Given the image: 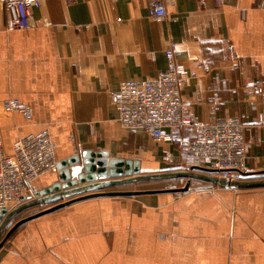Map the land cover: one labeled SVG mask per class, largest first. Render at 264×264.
Returning a JSON list of instances; mask_svg holds the SVG:
<instances>
[{"label": "crops", "instance_id": "crops-1", "mask_svg": "<svg viewBox=\"0 0 264 264\" xmlns=\"http://www.w3.org/2000/svg\"><path fill=\"white\" fill-rule=\"evenodd\" d=\"M152 1L42 0L18 29L0 0V147L9 154L15 140L46 128L58 161L90 150L139 161L141 171L178 164L179 142L122 126L111 100L122 81L157 77L174 47L177 62L196 71L180 82L190 113L200 122L239 116L247 163L264 162L251 91L264 83V0H166L160 21ZM6 98L30 105L32 119L6 112ZM58 180L55 169L35 186ZM190 189L74 202L26 222L0 249V264H264V192Z\"/></svg>", "mask_w": 264, "mask_h": 264}, {"label": "built area", "instance_id": "built-area-1", "mask_svg": "<svg viewBox=\"0 0 264 264\" xmlns=\"http://www.w3.org/2000/svg\"><path fill=\"white\" fill-rule=\"evenodd\" d=\"M14 28L27 29L31 22L29 10L40 6L42 0H2ZM69 5L78 0H65ZM150 12L160 21L167 15L166 0H154ZM167 68L149 80H125L112 92L111 100L117 111V120L128 129L142 130L158 143L179 142L180 162L184 169L205 167L215 170V176L229 181L238 180L240 174L248 172V142L245 125L239 116L219 119L212 116L200 122L189 111L184 102L180 82L184 76H194L176 60L177 51L169 47L165 51ZM259 95L261 103V130L264 135V83L256 84L252 90ZM6 112L17 111L26 120H31L30 105L17 98L3 100ZM191 127L190 133L184 129ZM57 146L46 128L18 138L11 153L0 147V213L10 212L21 198L35 197V181L57 169Z\"/></svg>", "mask_w": 264, "mask_h": 264}, {"label": "water", "instance_id": "water-1", "mask_svg": "<svg viewBox=\"0 0 264 264\" xmlns=\"http://www.w3.org/2000/svg\"><path fill=\"white\" fill-rule=\"evenodd\" d=\"M59 180L52 185L35 193V198L25 201L10 212L2 210L0 213V234L10 220L20 211L39 204L58 202L69 198L66 201L58 202L51 207L36 214L18 221L0 242V249L3 248L5 240L20 224L34 218L54 212L74 202L103 196H134L143 193H171L185 192L190 190V179L196 178L208 181L221 187L244 189L264 187V179L261 180H234L220 179L212 174L196 172L215 173L213 169L205 167H193L190 170L163 171L156 173H143L140 169V162L130 159L111 157L105 151L93 152L84 150L66 159L58 161ZM255 172H243L244 175ZM260 173H264L260 171ZM188 178L187 183L180 189L171 190H147V191H102L106 188L127 185L139 181L164 180L169 178ZM84 184V185H80ZM25 197H22L23 201Z\"/></svg>", "mask_w": 264, "mask_h": 264}, {"label": "rangeland", "instance_id": "rangeland-1", "mask_svg": "<svg viewBox=\"0 0 264 264\" xmlns=\"http://www.w3.org/2000/svg\"><path fill=\"white\" fill-rule=\"evenodd\" d=\"M180 169L186 170L182 166V164L180 162V157H179V163L178 164L171 165L170 167H165L163 171L180 170ZM263 170H264V162H262V163L257 162V164H256V162L253 163V164H249V162H248V171L249 172H255L253 174H264V173H260V171H263ZM163 171H162V169H158L156 171H142V172H144V173H156V172H163ZM261 179H264V175H255V176H252L250 178V180H261ZM186 183H187L186 179H182V178H169V179H164V180H148V181L134 182V183L127 184V185H121V186H118V187L115 186V187H111V188H106L105 191L171 190V189H180V188L184 187ZM195 185H197V182L196 181L192 182V188H194ZM244 189H247L246 190L247 192L254 193V194H259V193L264 192V187H260V189H252V190H248L249 188H244ZM190 190H192V189H190ZM231 190L234 193H237V191H239L240 189L231 188ZM185 192H171V194L173 196L177 197V196H179V195H181V194H183ZM56 203L57 202L35 205V206H32V207H29L23 213L19 214L17 218L13 217L10 220V222L2 230V232L0 234V242H1V238H3V236L12 229V227H13L12 225L14 223L16 224L18 221H20V220H22V219H24L26 217H29V216H31L33 214H36V213H38V212H40V211H42L44 209H47V208L51 207L52 205H54ZM21 204H19V205H21ZM16 205H17V203L15 205H13V207L16 206ZM13 207L11 208V211L13 209H15ZM65 207H63L61 209H58V210H56L54 212H59V211L65 209ZM7 247L10 248L11 247L10 244L9 245L7 244L6 248Z\"/></svg>", "mask_w": 264, "mask_h": 264}, {"label": "trees", "instance_id": "trees-1", "mask_svg": "<svg viewBox=\"0 0 264 264\" xmlns=\"http://www.w3.org/2000/svg\"><path fill=\"white\" fill-rule=\"evenodd\" d=\"M182 170V169H180ZM190 170V169H189ZM171 171H178V170H171ZM196 172H199V173H205V174H212L214 175L215 173H210V172H203V171H199V170H196ZM144 173V172H143ZM255 175H264V174H249V175H244V174H240L238 180H250V178L252 176H255ZM182 179H186V182L188 181V178H185V177H180ZM196 181L197 182V185L195 186H201V187H208V186H213L214 184L208 182V181H204V180H201V179H196V178H192L190 179V186L192 188V182ZM35 197H32V198H27L23 201H20L17 203L16 206H14L13 208H16L17 206H19V204L21 203H24L25 201H28V200H31V199H34ZM28 208L20 211L19 213H17L14 217H18L19 214L23 213L25 210H27ZM17 221V220H16ZM26 223V222H25ZM25 223H22L20 224L15 230L12 231V233L8 236V238L5 240L4 242V245L3 246H7V244L9 245V240L13 237V235L18 231L20 230L24 225ZM15 224V223H14ZM14 224L12 226H14ZM11 227V226H10ZM9 227V228H10ZM7 233L3 236V238H1V241L6 237Z\"/></svg>", "mask_w": 264, "mask_h": 264}]
</instances>
